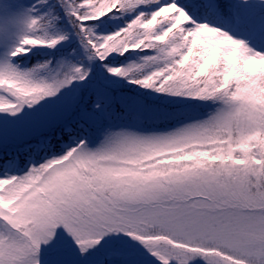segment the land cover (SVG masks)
<instances>
[{
	"label": "snow or ice",
	"instance_id": "snow-or-ice-1",
	"mask_svg": "<svg viewBox=\"0 0 264 264\" xmlns=\"http://www.w3.org/2000/svg\"><path fill=\"white\" fill-rule=\"evenodd\" d=\"M0 264H264V0H0Z\"/></svg>",
	"mask_w": 264,
	"mask_h": 264
}]
</instances>
